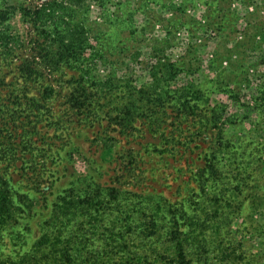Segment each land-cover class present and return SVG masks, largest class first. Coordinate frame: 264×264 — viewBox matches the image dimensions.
<instances>
[{"label": "rangeland", "instance_id": "obj_1", "mask_svg": "<svg viewBox=\"0 0 264 264\" xmlns=\"http://www.w3.org/2000/svg\"><path fill=\"white\" fill-rule=\"evenodd\" d=\"M0 156V264H264V0H0Z\"/></svg>", "mask_w": 264, "mask_h": 264}, {"label": "trees", "instance_id": "obj_2", "mask_svg": "<svg viewBox=\"0 0 264 264\" xmlns=\"http://www.w3.org/2000/svg\"><path fill=\"white\" fill-rule=\"evenodd\" d=\"M45 17L46 20H51L53 18H55L54 13L51 11L50 13H45ZM58 18V17H57ZM60 21H53V29L54 31L59 35V39H63V38H69L70 42L68 45H64L63 49L60 52V58L58 59V62L55 63L54 65L56 67H59L58 64L64 62V63H70L72 61H77L78 56L81 54V51L84 47L81 45V40L76 39L78 35V30L76 29H72L71 28V23H66L64 22V17L61 16L60 17ZM65 25V26H64ZM50 56L47 55V58H49ZM73 67V66H71ZM171 73V70L167 68L166 70V77L169 76ZM157 83L150 85V86H145L142 90L146 93V95L149 98H153L156 95V89L157 87L155 86ZM195 91V90H194ZM194 91H192V89H187L188 94L193 93ZM196 92V91H195ZM7 146V145H6ZM11 154V148L6 147L5 151L3 152L2 156L5 157H9ZM0 156V159H4L6 160L4 157ZM4 178H0V223L4 222L5 220L9 219L11 217V205H12V196H11V192L9 190V182H3ZM62 211V210H61ZM66 214L65 215H69L72 216L74 215V212L69 213L67 210H65ZM68 225H72V218H68ZM66 221V222H67ZM156 222L152 221L150 222L149 226L147 227V229H151L153 228L156 224ZM64 230H68V226L66 225L64 227ZM132 229L127 226L124 225L120 230H116V231H110L107 234H103L101 235L98 240H96L95 242L101 241V240H105L106 241V246L105 247H109L112 246V244L110 242H113L115 244V249H117V251L121 254L120 257H118V259H113L111 263L113 264H128L130 261V257L131 255L134 254V251L130 248L129 245H123L124 242L127 241L128 239V235L129 233H131ZM70 239H69V244L67 246L68 249H72L74 250V253H69V256L72 255H79V252H75L77 251L80 246L78 243L74 242L73 239L75 238V236L77 235V231H70ZM94 233L92 232V230H88V233ZM58 242H61L60 240H57ZM43 243V242H42ZM44 246V244H42V247ZM152 248V247H151ZM107 251V248L104 250ZM118 254V253H117ZM81 255V254H80ZM90 264H104L103 262L100 263V258L96 255L90 252ZM160 258V263L166 264V258L164 257L165 254L164 253H159L158 254ZM69 262H73L75 263V259H70Z\"/></svg>", "mask_w": 264, "mask_h": 264}]
</instances>
